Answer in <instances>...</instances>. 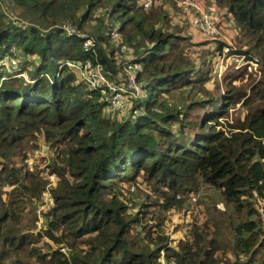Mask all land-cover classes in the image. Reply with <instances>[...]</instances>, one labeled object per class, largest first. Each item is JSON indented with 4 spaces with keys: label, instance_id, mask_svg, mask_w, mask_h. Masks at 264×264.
Segmentation results:
<instances>
[{
    "label": "trees",
    "instance_id": "obj_1",
    "mask_svg": "<svg viewBox=\"0 0 264 264\" xmlns=\"http://www.w3.org/2000/svg\"><path fill=\"white\" fill-rule=\"evenodd\" d=\"M5 1L37 25L18 31L0 11V57L15 49L18 61H36L26 78L0 71V264H264V207L255 202L264 201V73L246 87L243 68L223 76V88L208 87L215 56L264 62V0H213L239 28L232 47L219 38L198 52L173 26L172 0L146 10L144 0ZM86 62L122 86L133 67L141 92L128 119H108L104 98L67 65ZM237 105L243 116L225 129L220 119ZM37 135L56 177L44 227L34 207L48 176L27 169L21 153ZM137 180L157 199L138 191L132 199ZM203 187L222 210L177 224L183 237L173 244L168 213L179 215Z\"/></svg>",
    "mask_w": 264,
    "mask_h": 264
},
{
    "label": "rangeland",
    "instance_id": "obj_2",
    "mask_svg": "<svg viewBox=\"0 0 264 264\" xmlns=\"http://www.w3.org/2000/svg\"><path fill=\"white\" fill-rule=\"evenodd\" d=\"M172 2L177 6V9L180 11V13L173 12L172 16V9L169 7H165L166 11L169 13L170 18L172 19L173 26H179L181 29H185L186 33L191 37V41L196 47L191 48V51L198 52L199 49L201 50H212L213 42L217 41L219 38L223 41L227 42V45L232 47L231 39L236 34L239 26L235 23L232 15L227 12L225 9H221L219 5H217L213 0H172ZM163 3V0H161V4ZM192 3L196 4L194 5V8L191 7ZM165 5V2H164ZM188 12H187V11ZM0 11L1 12H7L11 11L15 15H17L18 19L27 24L29 26V29L33 26H36L37 24L33 23L30 19L21 17V12L9 4L8 2H2L0 3ZM10 14V13H8ZM207 21L211 24V26L214 28L216 35L214 36H207L209 34H206L205 32H202L199 29V23ZM220 23V25H218ZM90 25V24H89ZM87 26L86 29L89 30V32H92V29L90 26ZM178 27V28H179ZM85 37H88V34L86 33ZM206 42H209L206 44ZM206 44V45H205ZM213 47V48H212ZM17 54V50L10 49V54H8V57L11 58L12 55ZM19 55V54H18ZM21 56V55H19ZM213 64L212 69L213 73H211V78L215 80L214 82L208 83V87L210 89L216 90V87H213L212 84H217L218 88H223L221 79L226 74H233L237 75L240 70L243 68L245 72V79L247 80L244 82V86H249L250 84L256 82L259 79H262V74L264 73V62L258 57L254 56L253 59H250L254 62H249L247 59H242V57L236 58L234 56H229L227 58L223 57H213ZM256 58V59H255ZM256 61V62H255ZM215 63V65H214ZM36 64L35 60H27L24 56L20 58L19 63L16 64V67L18 68L17 72H11L10 75H15L19 73V75H23L26 78V72H33V67ZM250 74V76H248ZM3 78H6L4 75ZM28 77V76H27ZM3 78H0V82L3 81ZM146 97H144L145 100ZM136 100L131 101V106L128 107L127 110H125L122 114H111L108 113L107 110L104 108V113H107L106 116L108 119H116V120H126L130 116V110L132 109V106ZM136 102L134 106L137 104ZM195 112L200 113L198 109L195 110ZM193 112L192 114H196ZM244 113V109L241 108L240 105H237L236 107H231L228 112V116L224 119H220V122L223 123V127L227 129L228 124L235 123L238 119H241ZM133 114V113H132ZM26 155L25 164L27 165V169L31 168L33 169L34 166L40 170V172H44V175L48 176V182L47 189L44 193L40 196V198L36 201L35 204V211L34 214L38 218L39 226L44 227L43 223V216L42 213L46 212L47 209V201L50 199L49 196V189L54 184L56 177L50 175L49 165L52 162V151L50 149V145L48 142L44 140L43 137L37 135L34 137L33 142L31 144H22V151ZM41 159V160H40ZM37 163V164H36ZM138 191L142 193V199L148 197V201L152 202L153 200L157 199L156 196L145 186L144 183L141 182V180H137L134 183V186L130 189V193L133 199V194ZM192 197V196H191ZM194 200L188 198L186 203L187 205L183 208V211L179 212V215H176L177 213L172 211L168 213V219L165 223V226L163 229L165 230L167 236L170 237L173 244H176V240L178 238L183 237V233L180 231L174 232L175 226L179 223H182V221H190L192 217H197L198 219H202L204 216L210 214L213 207H217L218 209L222 210V203L219 199V195L214 190H211L209 188H200L199 192L196 196H194ZM193 198V197H192ZM179 199V198H178ZM193 201V202H192ZM256 202V208L259 210V212H263L264 207V201H258ZM157 210V207L155 208ZM183 215H185L183 219ZM264 219V215L262 216ZM182 218V219H181Z\"/></svg>",
    "mask_w": 264,
    "mask_h": 264
},
{
    "label": "built area",
    "instance_id": "obj_3",
    "mask_svg": "<svg viewBox=\"0 0 264 264\" xmlns=\"http://www.w3.org/2000/svg\"><path fill=\"white\" fill-rule=\"evenodd\" d=\"M154 0H144L143 1V8L149 9ZM194 3H192L191 7L194 8ZM10 13V14H8ZM5 16L7 21L10 22L11 26L18 31L26 32L29 29V26L23 22H21L17 15H15L11 11L5 12ZM199 29L206 34L207 36H214L216 34L214 28L211 24L207 21H203L199 23ZM64 31L66 32L67 36H78L74 29L65 26ZM116 38L117 36L114 35ZM84 40V49L86 51L92 49L94 47V41L90 36H83ZM126 47L121 46L118 50L115 51L114 56L121 58L122 55L126 52ZM242 59H245L242 57ZM19 61L14 58L12 55L11 58L7 56L0 57V71L1 72H15L16 64ZM249 62H254L249 60ZM256 62V61H255ZM69 67L73 68L78 73V79L84 83L87 89L91 91L98 92L103 98L104 102L106 103L107 107L109 108L110 112L113 114H122L127 108L131 105V101L133 99H137L140 96V88L135 83L134 76H133V67L126 66L124 72L127 76L126 84L124 86L119 84H112L102 73L101 69L97 66L93 68V66L86 62L81 66H76L73 64H67ZM22 76L23 75H14L13 77ZM4 79V78H3ZM133 115H137L136 111L133 112ZM54 177L55 175H51ZM47 207L53 206V202L51 199L47 201ZM159 264H166L162 259L159 261Z\"/></svg>",
    "mask_w": 264,
    "mask_h": 264
}]
</instances>
